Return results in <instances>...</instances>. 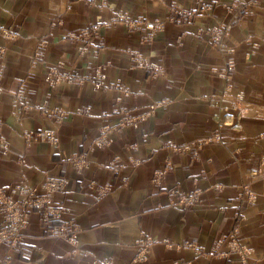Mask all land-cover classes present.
I'll list each match as a JSON object with an SVG mask.
<instances>
[{"label":"crops","instance_id":"obj_1","mask_svg":"<svg viewBox=\"0 0 264 264\" xmlns=\"http://www.w3.org/2000/svg\"><path fill=\"white\" fill-rule=\"evenodd\" d=\"M0 49V189L68 181L60 217L33 211L0 260L243 264L219 243L238 230L264 264V0H0ZM43 131L58 143L26 144Z\"/></svg>","mask_w":264,"mask_h":264},{"label":"built area","instance_id":"obj_2","mask_svg":"<svg viewBox=\"0 0 264 264\" xmlns=\"http://www.w3.org/2000/svg\"><path fill=\"white\" fill-rule=\"evenodd\" d=\"M144 25L145 29L148 31L145 38L146 40H151L156 33L163 31L165 28V23L157 20L148 21ZM220 33L221 28H217L215 34L219 35ZM90 36V31H84L79 35L80 38H84L87 41ZM4 57L5 50L0 49V82L3 77ZM133 60L136 66L153 70L155 76L162 74V69L155 68V66L150 63L149 59L141 57L137 52H133ZM70 79H72V76L68 75V73L60 74L56 69H52L48 77L51 85L55 86ZM75 79L77 82H82L83 80L82 78ZM128 119L129 118L126 117L123 121L127 122ZM25 140L28 144L42 141L51 144L58 143L55 134L52 132L26 133ZM0 149L4 151H8L9 149V143L3 137H0ZM67 187L68 181L64 177L47 174L43 181L37 185H17L10 193L0 189V207L3 208L2 211L5 212L4 221L0 226V249L17 248L20 245L23 239V230L29 225L30 214L33 210L39 211L45 222L60 217L62 207L56 203L55 199L58 195H62ZM250 196L252 195L250 194ZM196 198L197 197H189V195L181 194L180 204L190 205ZM77 233L78 229L75 227H63L61 229H55L52 232V237L73 241ZM219 243L229 246L232 252L240 255L243 264H248L246 260L248 249L241 243L238 230L230 235L222 237ZM148 244L149 241L143 242V247L141 248L142 253L146 250ZM0 264L6 263L4 260H0Z\"/></svg>","mask_w":264,"mask_h":264},{"label":"rangeland","instance_id":"obj_3","mask_svg":"<svg viewBox=\"0 0 264 264\" xmlns=\"http://www.w3.org/2000/svg\"><path fill=\"white\" fill-rule=\"evenodd\" d=\"M54 86V85H53ZM1 125H2V122L0 123V127H1ZM43 132H46V131H43ZM30 133V132H29ZM40 133H42V132H40ZM57 138V137H56ZM58 140V139H57ZM26 144H28V143H26ZM28 145H30V144H28ZM21 185H23V184H20V186ZM2 190H4V189H2ZM19 195V194H18ZM56 200V199H55ZM2 209L3 208H1L0 207V213H3L4 214V217H5V212L4 211H2ZM34 211V210H33ZM30 216H31V214H30ZM2 225V224H1ZM29 225H30V219H29ZM29 225L23 230V239H22V241L21 242H23V240H24V238H25V234H24V231H26L27 229H28V227H29ZM53 232V231H52ZM51 236H52V234H51ZM2 249V248H1ZM0 249V250H1ZM6 249H16V248H6Z\"/></svg>","mask_w":264,"mask_h":264}]
</instances>
